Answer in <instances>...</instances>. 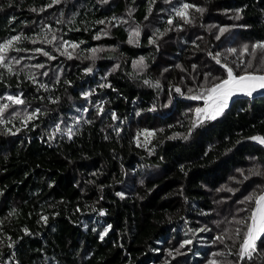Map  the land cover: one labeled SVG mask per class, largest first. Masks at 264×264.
<instances>
[{
	"label": "trees",
	"instance_id": "trees-1",
	"mask_svg": "<svg viewBox=\"0 0 264 264\" xmlns=\"http://www.w3.org/2000/svg\"><path fill=\"white\" fill-rule=\"evenodd\" d=\"M10 40L0 264H264L236 223L264 192V96L197 126L189 99L221 64L264 75V0H0Z\"/></svg>",
	"mask_w": 264,
	"mask_h": 264
},
{
	"label": "snow or ice",
	"instance_id": "snow-or-ice-1",
	"mask_svg": "<svg viewBox=\"0 0 264 264\" xmlns=\"http://www.w3.org/2000/svg\"><path fill=\"white\" fill-rule=\"evenodd\" d=\"M192 8H194L197 12H203L202 8L196 7L192 4L184 3L179 9L176 10V15L183 19L185 23H191L192 21L189 18L188 10ZM101 23H103V21H101ZM167 23L171 24L172 20L169 19ZM14 39L19 40L20 37H15ZM11 44L12 41L10 40L7 43L0 45V53H3L9 47H11ZM72 47H76V45H72ZM255 49H260L262 52H264V44H256L253 46V56L255 55ZM245 51H247V47H245ZM45 55H47V53H45ZM216 62L217 64L221 63L218 58H216ZM261 63L264 64V60H262ZM4 66H6L5 57L4 55H0V67ZM38 67H42V65H38ZM221 67L226 72V78L221 79L219 83H215L211 87L203 88L198 94L189 97V99H202L204 101L205 106L203 108L195 109L197 121L201 119H215L217 116L221 115L228 107L231 98L237 94L242 93L243 95L251 96L253 92L257 91L258 89H264V75H259L255 72H248L247 69L252 67L251 63L247 64L244 69V74L241 75H236L233 68L226 64H221ZM8 71L11 72V67H8ZM205 82L207 83V78ZM156 86L159 87L158 84ZM42 87H46V85H42ZM176 91L179 92L180 89L177 88ZM6 99L12 101L15 104L23 103V100L18 96H8ZM7 107V104L0 106V122H2L4 109ZM32 115L34 116L36 113H33ZM27 119H32V116H28ZM193 126H195V124ZM145 135L150 136L153 135V133H145ZM252 139L260 144H264V137L254 136ZM254 174L260 175L259 172H254ZM253 200L255 206L251 211L250 216L247 218V221H236V223L246 226V231L244 233L245 238L239 250L241 259H243L245 256L251 258L252 252L256 249V241L259 240L261 236H264V195H259L256 197L249 196L247 198L248 202H252ZM244 202L245 201H241V203ZM101 215H103V213H101ZM44 219L46 220L47 217H44ZM201 231H203V229ZM236 232L237 235H239L240 229L238 228ZM101 239H103V236H101ZM216 239L221 240V237L218 236ZM184 243L190 244L192 241L188 240ZM213 255L222 254L214 253ZM212 264H217V262L213 261Z\"/></svg>",
	"mask_w": 264,
	"mask_h": 264
},
{
	"label": "water",
	"instance_id": "water-1",
	"mask_svg": "<svg viewBox=\"0 0 264 264\" xmlns=\"http://www.w3.org/2000/svg\"><path fill=\"white\" fill-rule=\"evenodd\" d=\"M262 96H264V89H258L257 91L253 92V94L251 96H246V95H243L242 93L237 94L231 98L228 105H230L235 100L240 99V98L256 99V98H259ZM263 146H264V144H263ZM261 195H264V192Z\"/></svg>",
	"mask_w": 264,
	"mask_h": 264
},
{
	"label": "rangeland",
	"instance_id": "rangeland-1",
	"mask_svg": "<svg viewBox=\"0 0 264 264\" xmlns=\"http://www.w3.org/2000/svg\"><path fill=\"white\" fill-rule=\"evenodd\" d=\"M1 55V54H0ZM193 100H195V101H199V103H201L202 105H201V107H199V108H203L205 105H204V101L202 100V99H199V100H197V99H193ZM9 101V100H8ZM220 116V115H219ZM218 117V116H217ZM206 120H212V119H201V120H199V121H197L196 123H195V126H197V125H199V124H201V123H203L204 121H206ZM234 203V202H233ZM230 208H232V206H230ZM229 214H231L232 215V212H230ZM229 228H230V226H229ZM258 241V240H257ZM256 241V242H257ZM254 252V251H253ZM252 252V253H253ZM223 262H226L225 264H232V261H230L229 259L228 260H223Z\"/></svg>",
	"mask_w": 264,
	"mask_h": 264
}]
</instances>
